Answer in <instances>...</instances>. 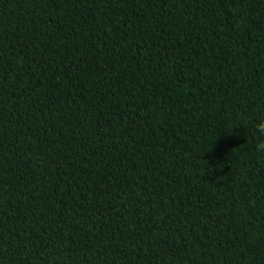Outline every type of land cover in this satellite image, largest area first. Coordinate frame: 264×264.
<instances>
[{"label": "trees", "instance_id": "obj_1", "mask_svg": "<svg viewBox=\"0 0 264 264\" xmlns=\"http://www.w3.org/2000/svg\"><path fill=\"white\" fill-rule=\"evenodd\" d=\"M264 0H0V264H264Z\"/></svg>", "mask_w": 264, "mask_h": 264}, {"label": "clouds", "instance_id": "obj_2", "mask_svg": "<svg viewBox=\"0 0 264 264\" xmlns=\"http://www.w3.org/2000/svg\"><path fill=\"white\" fill-rule=\"evenodd\" d=\"M257 129L260 133V137L258 138V142L256 144V148L260 152H264V119L257 124Z\"/></svg>", "mask_w": 264, "mask_h": 264}]
</instances>
